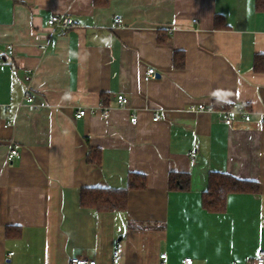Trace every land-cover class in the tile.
<instances>
[{"label":"crops","instance_id":"crops-1","mask_svg":"<svg viewBox=\"0 0 264 264\" xmlns=\"http://www.w3.org/2000/svg\"><path fill=\"white\" fill-rule=\"evenodd\" d=\"M54 14L74 24L50 27ZM0 59V264H71L74 256L116 264L115 250L118 264H248L264 248L246 249L264 241V10L256 0H0ZM151 67L157 75L146 80ZM234 103L251 119L231 113L227 124ZM12 148L19 154L10 162ZM172 171L188 173L189 187H170ZM213 171L259 189L231 193L225 211H209ZM131 172L147 185L130 190L125 209L81 206L83 187L125 188Z\"/></svg>","mask_w":264,"mask_h":264},{"label":"trees","instance_id":"trees-1","mask_svg":"<svg viewBox=\"0 0 264 264\" xmlns=\"http://www.w3.org/2000/svg\"><path fill=\"white\" fill-rule=\"evenodd\" d=\"M110 0H94L98 6H105ZM259 9L264 10V0H256ZM224 22L222 16H216V25L222 27ZM257 55L256 62L263 59ZM175 65H185V54L182 51L175 52ZM258 65L256 64V67ZM262 68V67H260ZM259 69V67H258ZM103 103L106 104V94L102 93ZM226 107V106H222ZM228 107V106H227ZM93 151L88 154L89 161L100 162V154ZM190 176L188 173H177L172 171L169 177L170 187L188 188ZM147 185V177L143 173L131 172L128 177V185L125 188L111 187H83L80 194V204L84 207L96 208L99 211L123 210L127 207L130 190L142 189ZM259 184L256 181L244 180L227 172L213 171L209 175V182L203 196V205L209 211L220 212L227 208L228 196L234 192H256Z\"/></svg>","mask_w":264,"mask_h":264},{"label":"built area","instance_id":"built-area-1","mask_svg":"<svg viewBox=\"0 0 264 264\" xmlns=\"http://www.w3.org/2000/svg\"><path fill=\"white\" fill-rule=\"evenodd\" d=\"M194 21H196V19H194ZM74 24V18H72L71 16L69 15H61V14H54L52 15L49 19H48V25L50 27H53V28H68L70 26H72ZM10 52L12 53L13 52V47L10 46ZM0 62H1V59H0ZM26 80L27 81H30L31 80V75H32V70L29 69L27 70V74H26ZM157 75V71L154 67H151L148 69L147 71V74L145 76V79L146 80H149L153 77H155ZM117 99L119 101V104L121 106H127L129 105L130 103V99L123 95V94H120L117 96ZM26 100L29 102H33V96L31 94H29L28 92V95L26 97ZM206 107L202 106L200 109L201 110H204ZM195 110V108H193ZM209 110H212V108H208ZM227 113V118H226V123L229 124V125H232L233 123V119L231 118L230 114L231 113H239V114H244L245 115V119L246 120H250L251 119V116L249 114L248 111H246L244 109V107H242L240 104L238 103H234L232 105V107L228 110L225 111ZM101 113H102V116L104 118L108 117L109 116V113H110V109L108 107H105V106H102V110H101ZM86 114V110L85 109H80L78 112H77V117H82L83 115ZM160 118V115L159 114H155V117H154V120H158ZM137 118H135L136 120ZM19 154V151L17 148H12L8 154V161L12 162L13 161V158L15 156H17ZM190 156V163L192 166L195 165V161H196V156H197V152L196 151H192L191 154L189 155ZM114 262L116 264H118L120 262V251L119 250H115L114 251ZM167 256L166 253H163L161 255L162 258H165ZM185 263L187 264H191L193 262V259L192 258H186ZM71 264H97V261L95 259H88V258H85V257H80V256H74L71 258ZM248 264H264V248L261 249L258 253V255L252 259H250V261H248Z\"/></svg>","mask_w":264,"mask_h":264},{"label":"rangeland","instance_id":"rangeland-1","mask_svg":"<svg viewBox=\"0 0 264 264\" xmlns=\"http://www.w3.org/2000/svg\"><path fill=\"white\" fill-rule=\"evenodd\" d=\"M257 240L258 239L255 238V240L253 242L249 241L248 243H246L247 244L246 249H247L248 253H254L255 250L257 249V247L262 248L264 246V241H259V240L257 241ZM236 255H237V253H236ZM231 259H232V256H231ZM235 260H238V256H237V258H235Z\"/></svg>","mask_w":264,"mask_h":264}]
</instances>
